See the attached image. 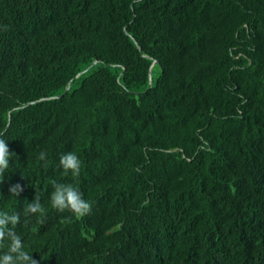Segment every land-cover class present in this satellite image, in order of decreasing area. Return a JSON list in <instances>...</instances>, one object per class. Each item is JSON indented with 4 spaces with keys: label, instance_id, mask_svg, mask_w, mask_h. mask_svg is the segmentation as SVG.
<instances>
[{
    "label": "trees",
    "instance_id": "1",
    "mask_svg": "<svg viewBox=\"0 0 264 264\" xmlns=\"http://www.w3.org/2000/svg\"><path fill=\"white\" fill-rule=\"evenodd\" d=\"M0 135L39 264H264V0H0Z\"/></svg>",
    "mask_w": 264,
    "mask_h": 264
},
{
    "label": "clouds",
    "instance_id": "2",
    "mask_svg": "<svg viewBox=\"0 0 264 264\" xmlns=\"http://www.w3.org/2000/svg\"><path fill=\"white\" fill-rule=\"evenodd\" d=\"M8 147V142L0 135V177H4L10 166V159L13 156ZM38 159L43 162V166L48 167L47 152L41 151ZM82 162L74 152L61 154L59 158V167L63 169V174L69 173L73 178H78L81 173ZM3 181H0L2 183ZM53 191L50 195L51 208L58 212L69 211L77 217L89 215L92 205L83 198L78 186L73 183H58L51 181ZM23 186L19 183L10 186L11 196L19 197L23 192ZM46 209L41 203L39 195H36L34 201L28 202L23 210L25 217L29 215H43ZM21 222L19 212L9 213L0 211V249H6L0 254V264H39L27 250L21 236L15 231V228ZM7 241V243H6Z\"/></svg>",
    "mask_w": 264,
    "mask_h": 264
},
{
    "label": "water",
    "instance_id": "3",
    "mask_svg": "<svg viewBox=\"0 0 264 264\" xmlns=\"http://www.w3.org/2000/svg\"><path fill=\"white\" fill-rule=\"evenodd\" d=\"M157 62H158L157 60H153L151 67H153L154 64H156ZM96 63H97V61H95L93 64H96ZM150 78H151V81H150V87H151V84H152V74H150ZM68 90H69V88L65 91V93H66Z\"/></svg>",
    "mask_w": 264,
    "mask_h": 264
}]
</instances>
